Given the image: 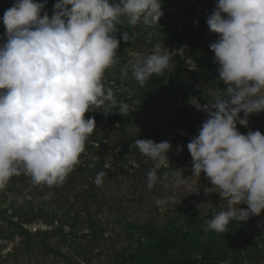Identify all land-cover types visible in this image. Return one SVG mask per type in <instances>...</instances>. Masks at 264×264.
I'll return each mask as SVG.
<instances>
[{
  "label": "rangeland",
  "instance_id": "1",
  "mask_svg": "<svg viewBox=\"0 0 264 264\" xmlns=\"http://www.w3.org/2000/svg\"><path fill=\"white\" fill-rule=\"evenodd\" d=\"M44 1L0 0V212L11 216L16 209L22 214L29 208L51 204L55 210L74 208L72 204L76 203L75 209L80 210L79 225L75 231L68 225L61 233H51L45 240L54 249L50 253L45 251L44 240L33 237V241H28L27 234L0 218V264H112L110 251L128 244L127 222L116 223L114 215L121 213L125 220L134 216L147 220L156 215L161 204L156 199L158 190L175 201L188 198L202 211L219 203L225 213L239 210L247 217L251 214V220L261 229L264 226V84L246 81L230 89L214 71L199 74L195 62L188 57L187 47L181 58H177L164 47L166 34L158 38L156 31L141 24L158 11L148 8L150 0L124 3L62 0L53 6H47ZM56 6L72 13V25L68 24L66 30L58 27L61 19L55 12ZM76 8L85 14L84 29L77 20ZM25 39H31V44L25 46L32 48L30 55L23 57L24 62H17L22 58L17 46ZM95 49L97 55L91 57L90 52ZM117 51L125 55L129 71H134L133 79L125 83L110 62ZM111 52V58L106 60ZM78 58L93 61L81 66ZM136 80L142 90L148 84H156L160 97H165L159 99L160 105L149 101L153 105L149 107L151 122L157 119L165 129H159L160 137L153 139L163 140L172 155L170 161L167 155L159 160L164 165L159 174L151 171L141 151L131 148L119 156L122 146L119 143L139 130L131 121L140 124L143 117L140 101L135 96L130 99L136 88L131 85ZM59 85L63 86V92L58 90ZM75 98L77 105L87 102L90 112L103 115L102 122L95 124L94 129L87 130L83 124L75 132L78 121L68 118L67 111L69 106L74 107ZM165 101L168 106L163 104ZM118 107L124 108L125 114L131 109L133 114L125 130L118 122L114 124L107 119ZM160 107L166 108L161 114L163 119L157 115ZM36 118H41L40 124ZM31 124L61 136L73 133L76 145L85 141L102 151L100 159L110 176L103 183L105 197L97 189L98 197L93 199L101 208L92 212L93 217L104 230L97 240L91 242L90 237L85 238L89 232L87 220L83 217V206L75 197L87 188H82L85 178L68 175L78 164L72 161L71 152L40 155V147L34 144L41 136L39 131L29 130ZM216 125H220L224 135L215 146L209 131L218 133V129L214 130ZM99 138L101 145L95 140ZM25 140L31 143L26 146ZM79 148L77 155L93 160L100 152L88 146ZM227 173L235 177L238 188L222 197L224 182L219 175ZM100 201L106 205L101 207ZM230 201H239L234 211L226 206ZM124 208L126 211H122ZM245 216L240 219L249 220L242 218ZM12 219L18 222L17 217ZM24 227L29 235L49 229L39 219ZM71 231L78 236H73ZM243 264H264V258L258 263L245 259Z\"/></svg>",
  "mask_w": 264,
  "mask_h": 264
},
{
  "label": "trees",
  "instance_id": "2",
  "mask_svg": "<svg viewBox=\"0 0 264 264\" xmlns=\"http://www.w3.org/2000/svg\"><path fill=\"white\" fill-rule=\"evenodd\" d=\"M61 2L62 0L44 1L47 6L57 5ZM120 2L124 3L125 0H120ZM150 2L151 6L148 8L153 12L154 9L158 11L151 14L150 19L142 20L141 24L145 28L151 27L150 29L156 31L158 38L166 34L167 39L164 41V47L177 55V58H181L183 49L187 47L188 57L195 62L199 74L214 71V74L221 76L222 81L230 89H234L237 84L246 81H251L256 85L264 84V0H150ZM55 12L61 19L59 28L66 30L68 24L72 25V13L69 10L57 7ZM76 14L80 27L84 29L85 14L79 8H76ZM30 40L25 39L17 46L20 47V56L22 57L21 61L17 60V62H24L23 57L30 55L29 50L32 48L26 49L25 47L28 43L31 44ZM113 49L116 50L115 47ZM97 51L95 49L90 52L91 57L97 55ZM112 53H108L106 60L111 58ZM11 58L14 59L12 55ZM88 59L78 58L79 64L85 66L89 61H93ZM126 60L125 55L120 51H117L115 57L110 60L113 63V68L119 71L120 79L124 83L133 79L134 76V71H129V67L125 65ZM150 79L155 80V77ZM134 85L136 88L133 95H130V99L135 96L140 101L138 106H140L141 116H143L140 118V124H134L130 120L133 115L131 109L128 114H125V109L122 107H118V110L111 113L107 119L114 124L118 122L124 130L130 120L131 125L139 129L128 136L127 143H124L126 140L122 144L119 143L122 145L119 156L121 157L124 152L128 153L131 148L132 151H141L143 152L142 157L144 156L143 158L149 161L151 171L154 174H159V171L164 168L159 160L167 155L169 157L167 160L170 161L172 155L163 140L160 142L153 139L160 135L159 129L164 131L165 129L160 126L157 119L151 122L149 107L160 105L159 99H165V97H160L156 84H148L145 90L140 89L137 80L131 86ZM62 87L59 85L57 88L63 92ZM150 100L153 105L149 103ZM72 102L74 107L69 106L67 111L68 118L78 121L76 125H79V128L75 131L76 133L80 131L83 124H86L87 130H91L94 129L95 124L102 122L103 115L99 112H90L87 102L77 105V98ZM126 102L129 103V101ZM163 104L168 106L166 101ZM165 110V107L158 108L157 115L162 119L163 115L161 114ZM36 120L39 124L41 123V118H36ZM216 126H214V130L217 131L220 125ZM3 127L5 132H8L7 125L4 124ZM29 130H36L40 133V139L34 144H37L36 147H40V155L47 153L49 156H54L59 152L64 154L71 152L72 161L77 163L78 167L70 169L68 175L72 173L73 176L85 178L86 186L83 185L82 188L87 187L80 190V194L75 195L80 206H83V217L87 220L86 227L89 232L87 235L85 234V238L90 237L91 242L94 239L97 240L104 230L99 221L93 217L92 212L96 209L99 212L101 209L93 199L98 197L97 189L103 195V183L107 182L110 176L105 162L100 159L102 151L96 145L92 147L85 141H78L76 145L73 133L61 136L58 133L39 129V126L34 127L32 124L29 125ZM209 132L211 143L216 146L224 132L220 130L218 133ZM202 139L203 141L199 138V141L204 142V138ZM95 140L100 145L103 144L101 143L102 139ZM23 143L27 146L31 141L25 140ZM81 146L99 150L100 152L96 155L97 159L93 160L81 154L77 155L76 151H79ZM140 156L139 153V160ZM74 165L72 162L70 166ZM163 172H166V169ZM219 177L223 178L224 182V187L220 191L222 197L238 188L237 182H234L235 177L229 173L223 176L219 175ZM71 180L68 182L71 183ZM155 193L159 194L157 198L154 197L161 204L157 208V214L147 220L137 219L135 216L125 220L124 217H121L123 216L121 213L114 215L116 223L127 222L125 236L128 244L122 249L110 251L112 264H243L245 259L252 263L263 262L264 226L257 229L256 222L250 218L251 214H248L247 217L242 215L239 210L238 213H225L221 211L219 203L207 211H202L196 203L188 198L183 197L175 201L167 197L168 194L165 192L158 190ZM40 195L42 196L41 193ZM103 196L105 197V195ZM219 198L221 197L218 195ZM238 202L230 201L226 206L234 211ZM100 204L101 207L106 205L104 201H100ZM50 206L52 204L40 208H29L22 214H19V210L16 209L11 216L0 212V218L18 229L20 233L27 234L28 241H33V237L44 240L45 251L52 253L54 252L53 247H50L45 240L55 231L63 232L65 226L68 225L75 231L79 225L80 210L75 209L76 203L72 204L74 208L68 209L58 207L55 210ZM71 210L74 211L73 214ZM124 210L125 208L122 211ZM241 216H245L242 218L246 219L247 217L249 220H242ZM13 217H17L18 222H13ZM35 219H39L41 225L47 226L49 229L43 232L39 229L35 231L34 235H29L30 233L24 226L31 224ZM71 234L75 237L78 236L73 232ZM81 248L88 251L85 247Z\"/></svg>",
  "mask_w": 264,
  "mask_h": 264
}]
</instances>
